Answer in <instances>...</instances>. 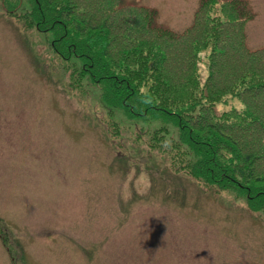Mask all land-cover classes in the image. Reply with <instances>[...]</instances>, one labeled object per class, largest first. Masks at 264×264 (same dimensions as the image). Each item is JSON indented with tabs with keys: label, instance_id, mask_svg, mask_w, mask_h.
Returning a JSON list of instances; mask_svg holds the SVG:
<instances>
[{
	"label": "rangeland",
	"instance_id": "1",
	"mask_svg": "<svg viewBox=\"0 0 264 264\" xmlns=\"http://www.w3.org/2000/svg\"><path fill=\"white\" fill-rule=\"evenodd\" d=\"M122 1L178 33L200 2ZM247 1L249 48H264V0ZM64 71L0 8V264H264L263 213L180 175L179 186L150 150L154 126L131 127L92 88L68 91Z\"/></svg>",
	"mask_w": 264,
	"mask_h": 264
},
{
	"label": "trees",
	"instance_id": "2",
	"mask_svg": "<svg viewBox=\"0 0 264 264\" xmlns=\"http://www.w3.org/2000/svg\"><path fill=\"white\" fill-rule=\"evenodd\" d=\"M0 8L46 39L68 91L92 88L131 127L154 126L144 132L150 150L179 186L183 176L264 214V48H249L247 0H200L180 33L160 26L156 10L122 0H0ZM230 101L238 107L220 109Z\"/></svg>",
	"mask_w": 264,
	"mask_h": 264
}]
</instances>
